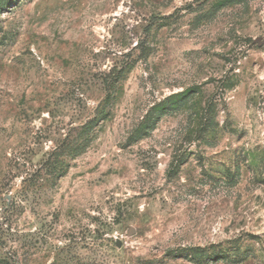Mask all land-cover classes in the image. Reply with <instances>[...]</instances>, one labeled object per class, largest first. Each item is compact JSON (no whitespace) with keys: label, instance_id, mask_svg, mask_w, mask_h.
<instances>
[{"label":"rangeland","instance_id":"1","mask_svg":"<svg viewBox=\"0 0 264 264\" xmlns=\"http://www.w3.org/2000/svg\"><path fill=\"white\" fill-rule=\"evenodd\" d=\"M260 38L264 0H0V264H264Z\"/></svg>","mask_w":264,"mask_h":264},{"label":"water","instance_id":"2","mask_svg":"<svg viewBox=\"0 0 264 264\" xmlns=\"http://www.w3.org/2000/svg\"><path fill=\"white\" fill-rule=\"evenodd\" d=\"M258 45H259L260 47H263V46H264V39H263V38H260V39L258 40Z\"/></svg>","mask_w":264,"mask_h":264},{"label":"trees","instance_id":"3","mask_svg":"<svg viewBox=\"0 0 264 264\" xmlns=\"http://www.w3.org/2000/svg\"><path fill=\"white\" fill-rule=\"evenodd\" d=\"M120 74H122V71L119 72V74L116 76V78L113 81H117L118 78L120 77Z\"/></svg>","mask_w":264,"mask_h":264}]
</instances>
